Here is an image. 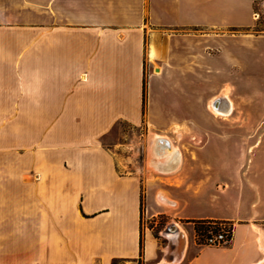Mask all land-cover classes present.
<instances>
[{
  "label": "crops",
  "instance_id": "1",
  "mask_svg": "<svg viewBox=\"0 0 264 264\" xmlns=\"http://www.w3.org/2000/svg\"><path fill=\"white\" fill-rule=\"evenodd\" d=\"M255 1L0 0V264H264V93L239 77L264 33L236 30ZM123 123L142 149L111 142ZM199 219L233 223L221 257Z\"/></svg>",
  "mask_w": 264,
  "mask_h": 264
},
{
  "label": "rangeland",
  "instance_id": "2",
  "mask_svg": "<svg viewBox=\"0 0 264 264\" xmlns=\"http://www.w3.org/2000/svg\"><path fill=\"white\" fill-rule=\"evenodd\" d=\"M255 12L257 13L255 24L250 27L247 31L252 33H264V0L258 1L256 4ZM257 29V30H256ZM238 32H244L245 30H239V28H236ZM246 32V31H245ZM235 46V44H233ZM238 49L243 51H249V47L246 44L239 43L237 45ZM166 52V48L163 47L162 51L159 52L158 56L164 55ZM145 67H147V61H145ZM248 72V73H247ZM250 72V73H249ZM239 77L243 79V82L245 81V84H250L248 86L249 90L252 91V93H258L262 92L264 93V66L263 67H257L255 66L254 69H247L241 73H239ZM208 88V86L206 87ZM264 102V95H262V99H260ZM196 115L199 116H212V115H218L213 114L208 108L203 109L202 106H200L198 109H196ZM235 115L239 114L238 111L234 112ZM119 134L114 135V140H111V142L115 143H124L121 147L125 148L126 150L129 149V147H136L139 149H142L145 144V137H144V129L140 128L138 126H131L129 124L123 123L119 125ZM107 142H110L107 140ZM204 141L200 140L198 144H203ZM191 144L188 146L190 149H194L197 147H200L199 145ZM120 146V145H119ZM210 151H213L214 146L211 144L207 147ZM176 225L174 221L168 219L167 217L163 215H158L155 218L151 220L149 223V226L152 227V232L159 239L161 243L165 241V235L167 232V228L170 225ZM181 225L187 229V234L189 238H193L196 244H198L199 247H206L209 249L210 254L209 256L211 258H214L215 256L221 257V252L223 248H225L227 245L216 247L212 245H205V244H199L195 236L193 235V226L189 222H181Z\"/></svg>",
  "mask_w": 264,
  "mask_h": 264
},
{
  "label": "built area",
  "instance_id": "3",
  "mask_svg": "<svg viewBox=\"0 0 264 264\" xmlns=\"http://www.w3.org/2000/svg\"><path fill=\"white\" fill-rule=\"evenodd\" d=\"M190 223L193 226V235L199 244L221 247L227 245L233 237L234 226L231 221L202 219L197 224Z\"/></svg>",
  "mask_w": 264,
  "mask_h": 264
},
{
  "label": "bare ground",
  "instance_id": "4",
  "mask_svg": "<svg viewBox=\"0 0 264 264\" xmlns=\"http://www.w3.org/2000/svg\"><path fill=\"white\" fill-rule=\"evenodd\" d=\"M161 45V44H160ZM162 46V45H161ZM161 46H158L157 44H156V42H151L150 43V46H149V55H150V60H153L156 56H157V54H158V52L160 51V47ZM209 110L211 111V112H213V114H219L218 113V111L214 108V106H213V103L212 102H210V104H209ZM158 142V141H157ZM159 145V144H158ZM170 149V148H169ZM175 155V154H174ZM168 156V155H167ZM170 156V155H169ZM158 157V156H157ZM160 157H162V156H160ZM156 160V159H155ZM159 160V159H158ZM157 160V161H158ZM169 160H171V159H169ZM155 162V161H154ZM158 170V169H157ZM162 172V171H161ZM165 172V171H164ZM167 172V171H166ZM180 240H184V239H186L185 238V233L184 232H181L180 231ZM184 244V243H183ZM171 261H173V260H171ZM166 262V261H165Z\"/></svg>",
  "mask_w": 264,
  "mask_h": 264
},
{
  "label": "trees",
  "instance_id": "5",
  "mask_svg": "<svg viewBox=\"0 0 264 264\" xmlns=\"http://www.w3.org/2000/svg\"><path fill=\"white\" fill-rule=\"evenodd\" d=\"M257 2L258 1H255V3H254V9H256ZM249 28L250 27H242V28H239V30H248ZM142 99H143V107H144V105H145V82L144 81H143V89H142ZM141 205H142V197H141ZM200 220H202V219H199V220H191L190 222H194V223L197 224V223H199ZM199 227H201V225H199ZM139 247H140V252H141L142 251V247H143L142 237H140V240H139Z\"/></svg>",
  "mask_w": 264,
  "mask_h": 264
},
{
  "label": "water",
  "instance_id": "6",
  "mask_svg": "<svg viewBox=\"0 0 264 264\" xmlns=\"http://www.w3.org/2000/svg\"><path fill=\"white\" fill-rule=\"evenodd\" d=\"M171 227L173 228V227H175V225H173V224H172V226H171ZM168 231H169V228H168L167 232H168ZM172 231H174V230H172Z\"/></svg>",
  "mask_w": 264,
  "mask_h": 264
}]
</instances>
